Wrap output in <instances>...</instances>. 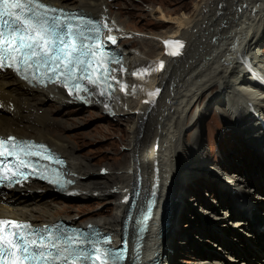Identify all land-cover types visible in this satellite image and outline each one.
<instances>
[{
	"label": "bare ground",
	"instance_id": "obj_1",
	"mask_svg": "<svg viewBox=\"0 0 264 264\" xmlns=\"http://www.w3.org/2000/svg\"><path fill=\"white\" fill-rule=\"evenodd\" d=\"M42 1L99 18L108 30V38L125 37V29L122 30L117 21L109 19L111 8L108 0ZM263 20L264 0H202L192 15L170 19L172 27L174 26L173 31L152 34L154 37H149L150 52L154 53V57L149 58L150 55L140 50L132 51L127 46H123L122 51L120 41L115 49L125 54L131 71L143 72L142 68L145 70L143 75L132 81L136 86L134 92L116 91L110 103L102 104L101 100H93L86 97L87 95L72 98L56 87H30L9 73L0 74V135H19L21 138L35 139L48 144L54 151L66 157L69 175H75L73 188L76 191L70 189L69 195H96L101 188L102 193L107 192L111 196L120 194L116 215L110 220L104 218L99 223H91L115 237V244L122 239L120 233L124 217L136 188H140V192L136 194V208H141L146 202L149 193L147 190L151 189L152 183H157V199L145 227L142 247L133 256L131 263L126 264H174L179 251H185L187 247H192L195 251L191 252L197 258L194 264H227L223 256L205 248L208 246L202 247L197 242L195 246H191L188 242L190 237L179 229L180 221L185 219L179 209L182 210L181 205L185 206V196L194 193L188 184L201 182L202 179L208 183L204 186L205 189L212 188L214 194L221 195L218 197L221 206L231 208L234 216L240 219L238 224L243 226L242 232L246 235L241 237V233L237 234L234 230L226 232L227 226L220 228L221 224L216 226L211 222L208 224L213 228L205 226L206 229L202 230L195 223L189 226L192 228L190 231L196 237L200 236V239L220 243V248L229 251L230 256L238 259L240 264H264V206L257 204L252 194L253 190L260 191L264 188V129L260 128V125L264 128V109L256 110V106L264 103L259 99L262 95L259 90L264 92L261 78L264 74ZM184 36L188 38L187 43ZM165 41H181L183 47L180 54L169 55ZM169 47L175 50V46ZM161 62L163 68H160ZM252 87L254 89H248ZM151 91L158 92V96L149 98L147 93ZM208 93H212L209 94L211 102L194 118L191 110L201 105ZM47 101L63 107L72 102L90 104L109 115L130 120L131 138L128 146L131 148L130 157L133 162L126 168H109L114 174L111 175V180L105 178L103 173L105 179L94 183L95 176L90 165L77 154L75 147L67 138L51 132L47 110L35 109L36 103ZM5 108L7 110L3 112ZM214 109H218L225 117L229 124L228 132L243 135L245 144L254 150L250 152V149L238 142V147L233 145L235 150L239 149L238 154H243L242 150H246L247 162L254 164V172L259 174L255 180L244 172L246 169H240L241 167L231 170L234 175L228 173L229 166L237 155L229 157L228 161L220 164L221 167L213 166L208 161L204 134L201 133L197 140L194 139L191 128L193 122L195 121L196 127L203 129L205 118ZM256 115L260 120L254 119ZM249 130L252 135H248ZM28 134L35 136L29 137ZM256 145L261 146L260 150ZM191 148L196 152L193 153ZM176 154L177 157L180 156L175 166ZM251 158L254 160H250ZM174 166L175 170L172 169ZM180 174V179L176 180ZM155 175L159 181L153 178ZM214 180L218 181V188L214 185H218ZM111 188L120 192L111 193ZM26 190L16 186L9 193L0 195V218L31 221L36 219L29 215L27 206L21 199L8 197L11 193ZM226 191L230 193L229 201L224 198ZM14 197L19 198L18 195ZM175 203L178 211L173 212ZM210 209L212 214L216 212L212 206ZM42 211L49 216L48 223L57 220L56 216L50 214L48 207H43ZM68 217L72 219L71 216ZM44 223L43 221L41 224ZM259 238H262V242ZM178 240H184L187 244L184 242L181 245Z\"/></svg>",
	"mask_w": 264,
	"mask_h": 264
},
{
	"label": "rangeland",
	"instance_id": "obj_2",
	"mask_svg": "<svg viewBox=\"0 0 264 264\" xmlns=\"http://www.w3.org/2000/svg\"><path fill=\"white\" fill-rule=\"evenodd\" d=\"M72 1L76 2L77 0ZM201 1L202 0H108L111 8L109 19L111 21H117V23L123 28L122 30L125 29L124 32L131 36L121 42L122 51L123 48L127 46L126 48L132 51L140 50L148 56L150 55L149 58H152L155 55L150 52L151 46L148 41L151 38L149 39V37H154L152 34L160 35L173 31L174 26L172 27L170 19L190 14L192 15L196 6L199 5ZM262 26L264 27V20ZM184 38L185 43H187L188 38L186 36H184ZM262 50L264 52V48ZM258 81L259 80L257 79V82ZM248 89L254 88L252 87ZM215 92L216 90L213 91V94ZM259 93H262L259 99L261 102H264V99H262L264 92L259 90ZM209 94L212 95V93H208L204 102L202 101L201 105L191 110V116H194L195 118L199 113L205 110L206 105L211 102ZM257 108L264 109V103L260 106H256V110ZM35 109L39 111H42L43 109L47 110L51 121L49 123L50 126L48 125L51 132L67 138L75 147L77 154L90 165L92 172L94 173L93 175L95 176L93 179L94 183H100L105 176V178H110L109 180H111V175L114 176V174L113 172H110L109 168H126L133 162L130 157L131 148L128 146L129 139L131 138L129 134L131 121L127 120V118L118 117L116 115L112 116L101 111L99 107H88L84 104H69V106L63 107L53 101H47L45 103H36ZM6 110L7 109L5 108L3 112ZM254 117V119L260 120V117L258 118L257 115ZM194 124L195 121L191 126L194 133L193 137L197 140L201 133L204 134L206 147L208 149V161L213 166L218 165V167H221L224 161H228L229 157L237 155L235 159L232 160V165L229 166L230 170L228 173L234 175L235 173L231 170L233 169V171H235V169L241 167L240 169L244 168L247 170L244 172L247 173V175H250L252 179L255 180L259 177V174L256 175L254 172L256 166L254 164H249L246 160V150H242V152L244 151L243 154H238L239 149L235 150L236 148L233 147V145L238 147V143H241L242 145L244 144L243 146L245 148L250 149V152H253L254 150L251 149L249 145L245 144L243 135L235 134L230 131L228 132L229 129H227V127H229V124L218 109L212 110V112L205 118L203 129L196 127ZM21 127L22 126H20V128ZM260 128L264 129L262 125H260ZM28 132L30 133V131ZM229 133L232 134L229 135ZM247 133L248 135H252L250 130ZM16 136L21 138L19 135ZM28 136L34 137L35 135L28 134ZM255 147L260 150L259 147L261 146L256 145ZM191 150L193 153L196 152L193 148H191ZM250 160L253 161L254 158H251ZM101 170L104 171L100 172ZM103 173L105 176L102 175ZM237 174L233 177L236 178ZM228 176L231 177L230 175ZM180 177L181 174L176 180H179ZM214 181L218 184V181ZM205 185H208V183H206L204 179H202L201 182L196 181L195 184L189 182L188 186L194 193H189L185 196L186 198L183 202L185 206L183 207L181 205L183 211L179 209L183 219L185 218L180 221L179 229L180 231L183 230L186 232L187 234L185 235L190 237L191 240L188 242L191 246L196 242L198 245H202V247L208 246L205 248L223 256L227 261V264H240L238 259H233L230 256L228 253L229 251L220 248V243L216 244L209 240L200 239V236L196 237V235H194L195 233L190 231L192 228H189V226L195 223L196 226L202 228V230H205L208 226L213 228V226L208 224V222H211L214 223V225L216 224V226L221 224L219 225L220 228H226L224 226H227L228 230L226 232L234 230L237 234L240 232L241 237L246 235V233L242 232L243 228L241 227L243 226L238 224L240 219L234 216L233 212H231V208H228V206H221L219 203L218 197H221V195L219 194L217 196L216 193L214 194L212 188L205 189ZM214 185L217 188L219 186V184ZM27 188L28 190L25 192L11 193L8 197L16 200L21 199V201L26 204L29 215L36 218L32 221L39 224L43 223V221L45 223L50 222L49 216L42 211L43 207H48L50 209V214L56 216L57 219H67L72 221L75 225L77 224V226L79 225L82 227L89 223H99L104 218L110 220L117 213L116 208L118 207L117 204L121 197L120 194L117 196H111L110 194H106L107 192L102 193V188L99 189V194H89L82 197L73 195H70L71 197H63L54 192L51 188L37 185L36 183L31 184V186ZM109 191H111V193L120 192L118 189L113 188L109 189ZM226 193L227 194L224 195V198L226 201H229L230 193L227 191ZM252 194L254 195V201L256 199L257 204L264 206V199H262L264 198V188H261L260 191L253 190ZM15 195H18L19 198L14 197ZM203 200L206 201L208 206ZM211 206L216 209L214 214H212V210L210 209ZM173 207V212H176V203ZM246 208L249 209V207ZM68 216H71L73 220L69 219ZM198 222L200 224L197 225ZM246 238L251 239L252 237ZM258 240L261 241L262 238H259ZM184 242L186 241L178 240V243L181 245H183ZM235 243L240 244V242L236 241ZM191 248L192 247H187V250L182 252L179 251L174 264H194V260L197 258L196 256H193L194 253L191 254V252H195Z\"/></svg>",
	"mask_w": 264,
	"mask_h": 264
},
{
	"label": "snow or ice",
	"instance_id": "obj_3",
	"mask_svg": "<svg viewBox=\"0 0 264 264\" xmlns=\"http://www.w3.org/2000/svg\"><path fill=\"white\" fill-rule=\"evenodd\" d=\"M55 11L42 0H0V68L7 66L19 72L22 65L25 73H33V78H36L34 73L42 69L43 76L49 81L59 74L63 76L60 82L65 87H69V82H72V87L69 88L72 92L73 88H78L76 81L89 77L86 58L91 57L98 49H93L87 43L92 38L84 29L91 21L79 19L73 25L71 14L61 13L65 16L64 19L58 15H49ZM165 45L169 49L168 54L172 56L179 55L183 47L181 41H165ZM169 46H175V50H171ZM75 68H79L83 75L77 76L73 71ZM160 68H163V62L160 63ZM101 79L107 81L108 75L100 73L96 79L88 78V83L96 85ZM78 90L87 91L86 88ZM154 95L156 93H149L150 97ZM32 148L30 144L18 147L14 137L0 138V157L14 156L17 160L16 171L10 175H0V179L10 180L12 176L23 175L20 169L28 163L23 157L40 156L45 160L51 159L44 154L43 145L37 151H32ZM5 167L0 165V173H4ZM78 239L75 236L67 237L70 244ZM108 243L107 239L91 242V251L75 252L71 264H80L81 259L90 264H97V260L99 264H114L113 257L121 259L122 253L114 254L110 249L100 247V244ZM55 247L58 245L47 244L43 237H37L30 225L0 219V264H49L53 260H67L62 253L53 257L50 251H46ZM68 251V248L63 249V252ZM94 255L96 259L93 258Z\"/></svg>",
	"mask_w": 264,
	"mask_h": 264
},
{
	"label": "water",
	"instance_id": "obj_4",
	"mask_svg": "<svg viewBox=\"0 0 264 264\" xmlns=\"http://www.w3.org/2000/svg\"><path fill=\"white\" fill-rule=\"evenodd\" d=\"M156 188H157V186H156V185H154V186H153V193H155V192H156Z\"/></svg>",
	"mask_w": 264,
	"mask_h": 264
}]
</instances>
